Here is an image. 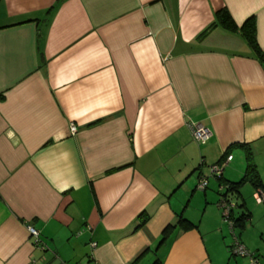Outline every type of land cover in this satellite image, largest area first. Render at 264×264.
<instances>
[{
	"label": "crops",
	"instance_id": "obj_1",
	"mask_svg": "<svg viewBox=\"0 0 264 264\" xmlns=\"http://www.w3.org/2000/svg\"><path fill=\"white\" fill-rule=\"evenodd\" d=\"M222 9L264 49V0H0V264H251L233 232L264 264L253 182L241 228L218 206L248 157L264 184V64Z\"/></svg>",
	"mask_w": 264,
	"mask_h": 264
},
{
	"label": "trees",
	"instance_id": "obj_2",
	"mask_svg": "<svg viewBox=\"0 0 264 264\" xmlns=\"http://www.w3.org/2000/svg\"><path fill=\"white\" fill-rule=\"evenodd\" d=\"M216 20L215 23L216 25L220 26L224 30H227L229 32H240L241 35L245 38L249 46L252 48L255 56L257 59L264 64V49H261L257 43L256 40V20L254 17L248 18L240 27L235 23L233 18L231 17L230 13L228 12L227 9H222L215 14ZM226 154L223 155V160H225ZM221 161V162H222ZM220 163V162H219ZM250 180L253 182L254 186L256 187L257 190H261L264 192V184L261 183L260 178L257 174L256 168L254 164H252L250 157H248V166H247V171L245 174V178L241 180L238 183H235L233 185H226L227 190L224 196H227L228 194H233L235 191H237V188L241 185V183L245 179ZM232 219L234 221V229L235 228H241V226L245 223L246 220L249 218V214H243L240 215L238 218L233 217V211H232ZM146 219H144V222ZM178 224L182 225L184 228H191L192 224H190L188 221L180 218L178 221ZM176 225L169 224L162 232L161 238H160V245L165 243L169 236L172 234V232L175 230ZM237 235V234H236ZM238 236V235H237ZM154 264H161L159 260L155 261Z\"/></svg>",
	"mask_w": 264,
	"mask_h": 264
},
{
	"label": "built area",
	"instance_id": "obj_3",
	"mask_svg": "<svg viewBox=\"0 0 264 264\" xmlns=\"http://www.w3.org/2000/svg\"><path fill=\"white\" fill-rule=\"evenodd\" d=\"M190 128L193 139L199 144L207 143L211 137L212 133L208 127H205L200 124L192 123L190 125ZM76 130L77 127L72 124L70 127V131L74 133ZM228 162H229V158H226L224 161L210 166V177L221 179L224 167L227 165ZM207 187H208V177L200 176L195 186L196 190L204 191ZM221 188H225L227 190L226 185H223ZM259 196L261 197L262 200H264V192H262L261 190H259ZM218 206L221 208L222 211L221 215L223 221L229 225L231 230L234 231V221L231 215L235 207V204L231 202V200H229L228 197L224 196L223 194L218 202ZM28 230L33 245L37 248L44 249L39 231L31 226L28 227ZM91 246L95 247L96 243L92 242ZM230 252L232 253L233 256L249 257L251 264H258L256 257L250 254V252L247 250L245 245L239 240L235 232H233V241L232 244L230 245Z\"/></svg>",
	"mask_w": 264,
	"mask_h": 264
},
{
	"label": "rangeland",
	"instance_id": "obj_4",
	"mask_svg": "<svg viewBox=\"0 0 264 264\" xmlns=\"http://www.w3.org/2000/svg\"><path fill=\"white\" fill-rule=\"evenodd\" d=\"M237 232V231H236ZM230 255H232V253L230 252Z\"/></svg>",
	"mask_w": 264,
	"mask_h": 264
}]
</instances>
